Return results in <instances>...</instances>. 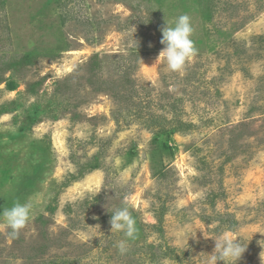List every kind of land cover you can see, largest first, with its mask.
I'll return each mask as SVG.
<instances>
[{
  "label": "rangeland",
  "instance_id": "rangeland-1",
  "mask_svg": "<svg viewBox=\"0 0 264 264\" xmlns=\"http://www.w3.org/2000/svg\"><path fill=\"white\" fill-rule=\"evenodd\" d=\"M181 14L182 74L156 62ZM17 202L0 264H209L224 233L264 264V0H0V212Z\"/></svg>",
  "mask_w": 264,
  "mask_h": 264
},
{
  "label": "clouds",
  "instance_id": "clouds-1",
  "mask_svg": "<svg viewBox=\"0 0 264 264\" xmlns=\"http://www.w3.org/2000/svg\"><path fill=\"white\" fill-rule=\"evenodd\" d=\"M162 38L160 43L164 45L159 52L156 62L163 63L171 72L183 73L186 64L195 56L197 49L192 40L194 28L191 18L187 14L179 15L173 25L161 29ZM155 62V63H156ZM125 206L112 212L110 218V232L122 233L125 239L117 242L118 251L123 254L127 251L129 240H134L137 234L135 219L130 215L128 202ZM32 204L30 202L15 203L11 208L0 212V219L10 232L9 235L15 239L18 238L22 229L25 228L31 219ZM228 233L221 234L215 239V247L210 254L209 264H217L218 260L224 261V264H235L245 251V245L237 241ZM262 258V257H261ZM264 260V258H262Z\"/></svg>",
  "mask_w": 264,
  "mask_h": 264
},
{
  "label": "trees",
  "instance_id": "trees-1",
  "mask_svg": "<svg viewBox=\"0 0 264 264\" xmlns=\"http://www.w3.org/2000/svg\"><path fill=\"white\" fill-rule=\"evenodd\" d=\"M29 58V56H27Z\"/></svg>",
  "mask_w": 264,
  "mask_h": 264
}]
</instances>
